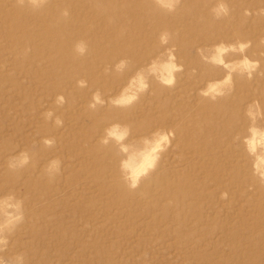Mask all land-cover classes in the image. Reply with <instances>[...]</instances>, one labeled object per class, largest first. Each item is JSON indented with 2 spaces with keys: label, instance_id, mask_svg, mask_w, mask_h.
<instances>
[{
  "label": "rangeland",
  "instance_id": "1",
  "mask_svg": "<svg viewBox=\"0 0 264 264\" xmlns=\"http://www.w3.org/2000/svg\"><path fill=\"white\" fill-rule=\"evenodd\" d=\"M224 2L228 14L216 18L217 0H179L173 11L156 0H0V198L18 201L21 216L0 232V260L264 264L261 150L245 145L250 126L264 129V0ZM238 41L250 47L223 59L248 56L257 70L250 79L232 73L222 96L200 95L227 74L203 57ZM169 49L183 66L171 87L147 72ZM141 70L147 89L130 105L113 104ZM253 101L262 113L254 122ZM117 124L129 129L122 143L136 147L172 133L135 187L119 144L101 142Z\"/></svg>",
  "mask_w": 264,
  "mask_h": 264
},
{
  "label": "clouds",
  "instance_id": "2",
  "mask_svg": "<svg viewBox=\"0 0 264 264\" xmlns=\"http://www.w3.org/2000/svg\"><path fill=\"white\" fill-rule=\"evenodd\" d=\"M33 5H37L38 0H31ZM160 7L173 11L179 0H156ZM213 15L216 18L226 16L228 14V6L224 0H217V3L211 9ZM252 12L248 9L244 10V15H251ZM264 15V9H261L258 13ZM167 34L161 36V42H166ZM261 43H264L262 39ZM250 41H238L235 44H225L223 42L213 45L211 47L210 55L203 57L208 62L221 65L227 70V74L223 79L211 82L205 89L200 90V95L208 96L215 99L217 96L225 94V90H230L232 87V73L245 74L250 79L252 73L259 67V61L250 59L248 56L242 55L239 60L225 62L223 56L228 52L244 53L245 49L250 47ZM77 51L83 53L84 46L82 44L77 45ZM199 51V50H198ZM175 56L171 49L166 50L160 57L154 59L148 66L147 72L155 76V78L163 85L171 87L175 84V73L182 71L183 66L175 62ZM124 61L117 66L122 68ZM78 85L83 86L84 81H78ZM148 87L146 76L144 71H138L137 74L130 80L129 85L124 88L120 95L112 100V103L118 106H127L132 104L138 99V95L145 91ZM58 100H62V97H58ZM93 101L95 103H102L99 94H93ZM95 103L90 104V107H95ZM246 114L254 122L257 117L261 116V110L259 103L253 101L247 108ZM57 123H60L58 120ZM249 135L245 137V145L249 153L255 154L257 149L261 152L256 157L255 168L261 176H264V129L257 128L254 125L248 129ZM172 133L158 131L153 133L151 138H144L142 140V147H136L133 144H124L122 141L129 135V129L127 126L113 125L106 130V136L102 139V143H107L109 138H112L120 146V151L126 154V158L121 161L122 169L128 171L127 178L130 180L131 186L135 187L139 179L146 175L148 171L153 169L159 159V155L169 143V136ZM46 144H51V140H45ZM135 159L136 165L133 167L129 161ZM27 161V156L23 155L20 158V163L23 164ZM55 162H53L54 166ZM11 196L0 198V211L3 213L2 222H0V232L10 230L11 227L21 219L18 212L20 204L19 202H12ZM14 209L13 212H9L8 209ZM6 243L3 236H0V244ZM0 264H5L3 260H0Z\"/></svg>",
  "mask_w": 264,
  "mask_h": 264
}]
</instances>
